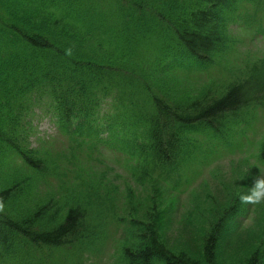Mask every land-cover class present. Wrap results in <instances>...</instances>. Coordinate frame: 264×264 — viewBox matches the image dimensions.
I'll return each instance as SVG.
<instances>
[{"label": "trees", "instance_id": "trees-1", "mask_svg": "<svg viewBox=\"0 0 264 264\" xmlns=\"http://www.w3.org/2000/svg\"><path fill=\"white\" fill-rule=\"evenodd\" d=\"M234 25H258L254 36L264 39V0H0V264L81 245L91 210L104 215L117 189L90 175L76 152L32 148L37 108L72 141L129 157L131 180L158 196L188 190L209 157L241 140L253 126L244 114L264 103V59H242L238 82L185 87L229 60ZM257 158L264 164V141ZM64 162L79 172L77 185L65 180ZM133 192L122 264H264L262 235L222 251L238 206L211 212L198 252H175L160 236L159 205L139 219Z\"/></svg>", "mask_w": 264, "mask_h": 264}, {"label": "rangeland", "instance_id": "rangeland-1", "mask_svg": "<svg viewBox=\"0 0 264 264\" xmlns=\"http://www.w3.org/2000/svg\"><path fill=\"white\" fill-rule=\"evenodd\" d=\"M257 27L232 26L231 34L237 45L229 60H218L206 74L195 73L185 87L196 92L214 84L244 79L239 72L242 59H264V39L254 36ZM235 113L242 114L244 111L236 109ZM243 117H253V126L244 129L245 135L233 147L209 157L198 168L196 181L188 190L181 186L177 193L172 190L158 196L150 186L141 187L131 180L129 157L116 149L96 146L92 142L72 141L61 133L45 108H37L28 121L34 132L30 137L32 148L53 156L76 152L82 161L89 162L90 175L99 177L108 188L117 189H110L114 200L113 203L111 199L105 203L106 211L102 207L104 215L99 214L98 208L91 210L87 239L81 241V245L75 242L68 245L69 248L45 251L43 255H34L33 259L27 258L26 264H122L123 248L132 233V190L135 192L132 195L137 218L144 219L143 214L148 207L159 205L162 210L160 236L164 244L175 252L185 248L198 252L202 245L200 237L210 225L211 212L217 208V212L223 215L227 208L234 205L239 207V211L227 224L229 237L224 240L222 251L225 253L249 244L255 234L264 238V164L257 158L259 143L264 141V103L251 106ZM69 167L66 162L62 163L65 180L77 185L75 177L79 176V172L67 169ZM241 176L246 180L242 181ZM83 179L87 181L85 174ZM248 186L253 188V193L248 192ZM83 191L90 195L91 200H96L97 194L93 189L86 187ZM101 194L106 196L104 191ZM260 238L253 248L259 244Z\"/></svg>", "mask_w": 264, "mask_h": 264}]
</instances>
